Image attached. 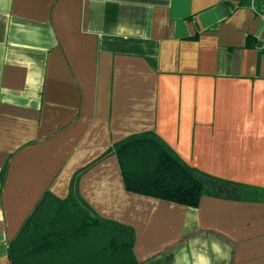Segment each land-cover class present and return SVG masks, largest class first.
Wrapping results in <instances>:
<instances>
[{"label":"crops","instance_id":"obj_1","mask_svg":"<svg viewBox=\"0 0 264 264\" xmlns=\"http://www.w3.org/2000/svg\"><path fill=\"white\" fill-rule=\"evenodd\" d=\"M141 131L264 188V0H0V264L43 190L129 227L136 264H264V198L184 205L96 159Z\"/></svg>","mask_w":264,"mask_h":264},{"label":"trees","instance_id":"obj_2","mask_svg":"<svg viewBox=\"0 0 264 264\" xmlns=\"http://www.w3.org/2000/svg\"><path fill=\"white\" fill-rule=\"evenodd\" d=\"M107 153L114 154L128 191L190 206L202 194L219 195L222 185L236 191L234 197L264 198V188L221 180L186 164L152 131L128 134L96 159ZM92 162L73 174L71 184ZM3 172L4 165L1 178ZM132 240L129 227L100 218L76 193L57 197L43 190L8 241L7 255L10 264H136Z\"/></svg>","mask_w":264,"mask_h":264},{"label":"built area","instance_id":"obj_3","mask_svg":"<svg viewBox=\"0 0 264 264\" xmlns=\"http://www.w3.org/2000/svg\"><path fill=\"white\" fill-rule=\"evenodd\" d=\"M257 1H262V0H246L247 5L251 8L253 7L254 3Z\"/></svg>","mask_w":264,"mask_h":264},{"label":"rangeland","instance_id":"obj_4","mask_svg":"<svg viewBox=\"0 0 264 264\" xmlns=\"http://www.w3.org/2000/svg\"><path fill=\"white\" fill-rule=\"evenodd\" d=\"M207 183L209 184V182L207 181Z\"/></svg>","mask_w":264,"mask_h":264}]
</instances>
